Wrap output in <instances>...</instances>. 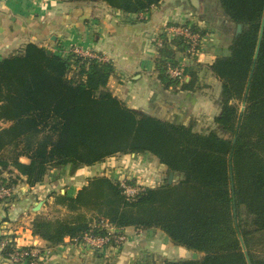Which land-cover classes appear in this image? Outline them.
<instances>
[{
    "label": "trees",
    "instance_id": "obj_1",
    "mask_svg": "<svg viewBox=\"0 0 264 264\" xmlns=\"http://www.w3.org/2000/svg\"><path fill=\"white\" fill-rule=\"evenodd\" d=\"M102 1L137 14L160 0ZM218 1L235 29L229 53L207 66L221 92L214 127L206 131L127 106L107 86L111 62L75 53L63 57L34 42L0 57V187H31L51 168L70 165L73 171L117 154L149 153L168 174L133 197L119 180L92 176L75 196L56 194L65 214H35L33 235L56 246L88 230L103 234L92 225L104 219L118 228H157L172 244L197 254L146 264H264V0ZM171 25L205 33L193 24ZM165 33L155 44L157 79L164 88L194 90V70L183 67L188 81L168 73L177 65L172 45L185 52L187 39L167 41ZM170 175L177 179L169 181ZM81 209L89 217L74 215Z\"/></svg>",
    "mask_w": 264,
    "mask_h": 264
},
{
    "label": "crops",
    "instance_id": "obj_2",
    "mask_svg": "<svg viewBox=\"0 0 264 264\" xmlns=\"http://www.w3.org/2000/svg\"><path fill=\"white\" fill-rule=\"evenodd\" d=\"M45 2L39 8L41 6L31 0H0V57L32 42V22L44 15L50 20L40 35L49 40L55 38L47 47L67 50L71 45H77L84 52L108 57L113 72L107 86L127 106L172 123H192L198 131L214 127L213 119L220 109L221 83L207 66L216 57L229 53L228 46L235 29L218 0H160L150 5L147 11L137 14L123 12L102 0ZM141 13L143 18L138 19L136 15ZM172 23L193 24L205 31L196 57H187L172 45L176 50V61L196 72L194 90L181 89L178 85L164 88L157 79L154 62L156 38L165 32L167 24ZM184 80L188 81L189 76L185 75ZM136 156H140L143 162L148 159L153 163L152 168L160 172L140 164V177L144 172L152 177L150 184L140 178V184L154 187L160 183L159 178H165L166 167L151 154L143 153L121 155L119 161L124 165L119 164L118 170L108 168L111 163L107 160L112 156L73 171L70 165L51 168L41 182L31 187L19 182L9 198L0 200V236L14 237L22 244L35 242L41 247L52 248L41 264H146L155 260L153 255L161 253L160 249L178 253L179 259L190 258L191 251L172 244L157 228L123 227L120 230L127 240L116 251L103 253L90 252L67 237L62 243L49 246L45 240L32 234L31 220L35 214L52 216V213H64L65 208L56 203L57 193L73 197L88 178L96 175L122 179V175H118L120 170L124 173L132 163L129 160ZM170 178L177 179V175H170ZM38 202L41 205L34 211ZM0 264L11 263L0 259Z\"/></svg>",
    "mask_w": 264,
    "mask_h": 264
},
{
    "label": "built area",
    "instance_id": "obj_3",
    "mask_svg": "<svg viewBox=\"0 0 264 264\" xmlns=\"http://www.w3.org/2000/svg\"><path fill=\"white\" fill-rule=\"evenodd\" d=\"M34 4L39 6L44 4L40 3V0H31ZM138 19L143 18V14L136 15ZM165 32L169 33L170 38L175 35H182L188 41V48L184 52L187 57L193 58L199 54L202 45V36L195 31H190L188 26L171 25L165 27ZM156 44L161 45V40L156 38ZM58 54L66 57L69 55L67 50L71 53L79 54L81 56H88L95 58L99 61L110 62V59L102 54L82 51L77 45H71L69 49L65 50L60 48ZM183 65L177 62L176 66H169L168 73L171 77L183 79L185 75L183 74ZM120 186L127 197H133L138 192L143 190L145 186L142 184H130L125 181L119 180ZM12 193V189L8 187H0V198L9 196ZM93 227H98L104 231L103 234H96L92 230H88L82 234L79 238H69L76 245L85 248L93 253H103L106 250L110 252L116 251L126 240V235L118 228L110 223L108 220L101 219L97 223L92 225ZM9 246L10 250L6 255L2 254L1 251ZM52 248L41 247L35 242L20 243L14 237L4 236L0 239V259H6L11 264H41L42 258L51 253Z\"/></svg>",
    "mask_w": 264,
    "mask_h": 264
},
{
    "label": "rangeland",
    "instance_id": "obj_4",
    "mask_svg": "<svg viewBox=\"0 0 264 264\" xmlns=\"http://www.w3.org/2000/svg\"><path fill=\"white\" fill-rule=\"evenodd\" d=\"M43 1H44V4H43ZM40 3L43 4V5L46 4L45 0H40ZM43 5H41V7H39V8H42ZM47 20H50V19H48V17L47 16H44V15H41L39 19L34 18V20L32 22V30L34 31L33 32L34 38H32V42H34V43H36L38 45H41V44L44 45V44H46V46H50L51 41H55V39H52L51 38L49 40L47 37H42L40 35V32L42 30H44L45 28H47ZM164 35L165 36L167 35L166 36V37H168L167 41L172 40V38H170L169 33L166 32ZM54 46H56V44ZM53 49H51V50H53L56 53H58V51H62V50H57V48H53ZM16 51H18V50H12L10 53H14ZM67 52L69 54H72L70 50H67ZM120 156H121L120 154H117V155H114L113 158L107 160L109 163H111V166L109 165L110 167H108L109 170H111V169H113V170L114 169L115 170L117 169L118 170L120 168V165L119 164H123L124 165L123 162L119 161L120 159H122ZM20 160L21 161H24V162L27 161V159L25 157H21ZM129 161H131L133 164L131 163L129 166H127L128 169L124 173H122L123 171L121 169L120 170L121 173L118 174V175H122L121 176L122 179H115V178H113L112 180H122V181H125L126 183L140 185V182H138V180L140 181V178H141V181H144V182L150 184L151 183L150 180L152 181V177H150V175L148 173H145L144 172L142 174L143 176L140 177V164H144V166L146 168H148V167L150 168L151 167L150 169L159 172L158 170L152 168V166H153V163L152 162H150L148 159H146L145 162H143L142 159H140V156L133 157ZM166 176H168L167 173H166ZM161 179L162 178H159L158 179V182H161L162 181ZM159 180H161V181H159ZM54 211L56 212V210H54ZM63 212H64L63 214H65L66 213V210L63 211ZM79 212L83 213L86 217H89V215H90L89 214V211H86V210H83V209L75 212L74 215L77 216V214ZM52 215H60V212L58 214L57 213H52ZM48 216H51V215H48ZM160 252L161 253L155 252V254L153 255V258L155 260H157V261L158 260L165 259V258H170V259H179L180 258L179 255H178V253H175L174 254L173 251L167 253L166 250L160 249Z\"/></svg>",
    "mask_w": 264,
    "mask_h": 264
},
{
    "label": "water",
    "instance_id": "obj_5",
    "mask_svg": "<svg viewBox=\"0 0 264 264\" xmlns=\"http://www.w3.org/2000/svg\"><path fill=\"white\" fill-rule=\"evenodd\" d=\"M240 28H241V25L238 24V25H237V31H239ZM52 39H55V38L53 37ZM169 181H171V178H169ZM40 205H41V202H38V203L33 207V210H34V211L38 210L39 207H40ZM196 256H197L196 252H193L191 258L194 259V258H196Z\"/></svg>",
    "mask_w": 264,
    "mask_h": 264
}]
</instances>
